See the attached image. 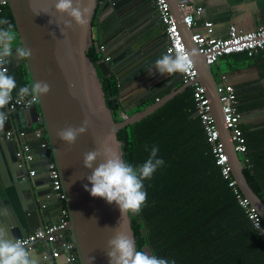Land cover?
I'll use <instances>...</instances> for the list:
<instances>
[{"label": "water", "instance_id": "water-1", "mask_svg": "<svg viewBox=\"0 0 264 264\" xmlns=\"http://www.w3.org/2000/svg\"><path fill=\"white\" fill-rule=\"evenodd\" d=\"M3 1L14 20L19 43L14 50L21 54L19 65H25L33 96L37 99L31 109L11 113L10 117L32 113L37 119L35 123L43 127L42 136L48 145L45 150L35 151L31 144L33 161L20 168L16 158L20 145L15 140L0 141V150L4 154L5 150L9 152V147H12L15 158L12 160L9 154L5 171L12 176V182L15 180L18 188L26 193L30 205L26 209V219L16 220L15 225L22 235L16 236L14 240L40 229L38 208L45 202H51L56 204L59 216L52 224H58L63 211L66 212V236L74 244L79 264H137L135 236L124 198L123 153L117 134L150 116L189 87L182 85L142 111L115 122L111 111L112 102L106 99L99 77H110L111 72H115L113 61L94 64L89 57L93 49L99 53L98 44L92 40V22L100 0ZM178 1L167 0V3L194 63L196 82L205 89L210 101L211 115L219 141L224 146L228 166L240 192L249 200L264 225V203L249 186L243 173L241 157L235 151L229 130L224 126L212 67L207 65L205 57L199 54L191 42L192 33L183 25ZM118 8L117 0H110L104 4L102 13L112 10L109 33L118 42L122 41L120 50L129 54V49L124 50L122 46H127L123 40L130 27L128 20L118 13ZM136 14H133L134 17ZM139 24L142 25L143 21H138L136 26ZM12 50L9 39L5 38L0 47V57ZM18 95H25L24 90ZM2 98L5 104L4 91ZM4 129L9 130V123L4 125ZM26 132L29 134L31 131ZM48 151L59 173L63 202L57 201L51 190L47 197L40 198L33 187L35 176H29L36 156L46 155ZM42 163L46 171L49 161L44 159ZM27 228L29 231L23 233ZM42 262L53 263L50 259H42ZM19 264L28 263L25 260Z\"/></svg>", "mask_w": 264, "mask_h": 264}, {"label": "trees", "instance_id": "trees-1", "mask_svg": "<svg viewBox=\"0 0 264 264\" xmlns=\"http://www.w3.org/2000/svg\"><path fill=\"white\" fill-rule=\"evenodd\" d=\"M106 2L100 0L97 8L92 40L98 50L104 46V55L109 57L102 38L109 34L113 16L100 20ZM0 38H8L12 46L19 45L7 6L0 10ZM89 57L96 64L103 54L93 49ZM115 74L99 77L106 99L112 102L114 121L121 122L124 107L118 100ZM3 82L11 95H17L19 86L26 98L34 94L24 64L6 70ZM181 86L180 78L169 90L156 94L129 115ZM257 93L256 89L250 94L248 91L250 101H255L243 106V97L235 89L239 113L263 106V101L253 96ZM37 128L43 130L41 125ZM241 130L246 146L243 158L247 161L243 173L264 203V125L241 126ZM117 138L123 153L124 198L135 236L137 264H264V241L216 165L212 145L197 116L192 88L142 121L120 130ZM45 159L53 162L49 151Z\"/></svg>", "mask_w": 264, "mask_h": 264}, {"label": "crops", "instance_id": "crops-1", "mask_svg": "<svg viewBox=\"0 0 264 264\" xmlns=\"http://www.w3.org/2000/svg\"><path fill=\"white\" fill-rule=\"evenodd\" d=\"M193 1L197 6L204 9L202 17L197 19L198 24L204 21L212 23L213 36L216 38L226 37L230 26H236L243 32L255 31L264 26V0ZM117 3L119 4L118 13L126 21H129L127 23L130 28L123 40L126 41L127 46H122L124 50L129 49V54H124L120 50L122 41L118 42L111 37L110 33L102 39L106 41L107 55L113 61V69L119 82L118 100L124 107V114L128 116L130 112L147 103L156 94L169 90L180 79V75L175 61L165 55L164 33L155 9L154 0H117ZM111 12V9L106 10L105 13L101 14L100 20H108L112 16ZM135 12H137L136 17L133 15ZM140 20L143 21V24L136 26ZM0 42H4V39L0 38ZM15 47L17 46H12V52H4V62L0 64V68L4 67L10 70L13 65L16 64L15 67L19 65L21 54L14 50ZM212 72L217 83L224 76L226 82L240 92L243 97L240 104L243 106L255 101L254 99L250 101L251 89L258 90V93L253 96H258L257 98L263 101V106L243 112L240 124L246 127L264 125V53L253 57L231 55L221 58L212 67ZM2 90L6 96L11 95L8 87L3 82V74L0 73V111L5 109ZM22 90L23 87L19 86L16 91L17 95L18 93L21 94ZM35 121L37 119L32 113H29V115L22 113L12 115L8 122V131L29 130L32 132L39 125ZM8 131H5L4 125L0 127V141ZM14 140L17 141L16 143L20 145V148L25 143L19 138H14ZM31 141L32 136H28L26 142L31 144ZM9 152L5 150L4 154L0 150V247L13 242L14 238L21 234L15 225L17 224L16 220L18 218L25 220L28 215L26 209L29 208L26 193L18 188L19 186L15 183V180L12 182V176L8 174V171H5L9 154L12 155V160L15 158L12 147H9ZM42 162L43 160L39 155L36 156V161L33 163V169L37 174L33 187L40 198L47 197L51 190L46 177L45 166ZM1 169H3V172H1ZM25 204L26 208H24ZM38 210L40 229L54 225L52 223H55L59 217L57 215L58 208L54 203L45 202L42 207L39 206ZM21 212L22 215L20 216ZM28 231L27 228V230H23V233ZM45 250V246L37 245L29 259H27V263L53 264L42 262V254Z\"/></svg>", "mask_w": 264, "mask_h": 264}, {"label": "built area", "instance_id": "built-area-1", "mask_svg": "<svg viewBox=\"0 0 264 264\" xmlns=\"http://www.w3.org/2000/svg\"><path fill=\"white\" fill-rule=\"evenodd\" d=\"M178 4V11L182 16L183 25L192 33L191 42L197 47L199 54L205 57V61L210 67H213L221 58L227 56L246 54L248 57H253L264 53V26L251 32H243L236 26H230L226 37L216 38L213 36L212 23L204 21L198 24L197 22V19L203 15L204 9L202 7L197 6L193 0H179ZM154 5L163 28L165 55L175 61L182 85L192 88L197 116L202 123L208 142L212 145L216 165L220 167L222 177L228 181L229 188L232 189L253 228L264 241V225L262 220L251 206L249 200L242 195L232 176L224 146L219 141V134L211 115L210 101L206 96L205 89L196 82L197 75L194 63L189 57L181 32L171 14L167 0H154ZM6 6V2L0 0V10ZM2 46L3 42H0V47ZM99 52L103 54L101 62L109 63L110 58L104 55L106 48L101 46ZM3 62L4 57H0V64ZM6 70L3 67L0 73L3 74ZM217 92L222 105L224 126L229 130L235 151L241 157L243 165H245L247 161L243 158V155L246 151V146L240 126L242 114L237 110L238 102L235 89L226 82V77L222 76L220 82L217 83ZM36 102L37 99L34 96L30 98H26L24 95L6 96L5 109L0 111V127L9 122L11 113L29 110ZM120 117L124 120L127 116L121 113ZM42 134L43 130L37 128L29 134L22 130H10L3 135V139L6 141L14 140V138L25 141L16 155L20 168L33 161L34 156L30 153L31 144L34 145V150L36 151L48 148L47 141L43 138ZM28 136H32L31 144L26 142ZM40 158L44 160L45 155L41 154ZM29 176H36V171L34 169L30 170ZM46 177L50 182L51 194L57 201L63 202L64 195L62 193L60 177L53 162H49L47 165ZM67 227V215L63 211L58 224L38 229L34 233L0 247V264H18L29 259L39 244L46 247L45 252L42 254L44 260L50 259L53 261V264H79L74 244L66 236Z\"/></svg>", "mask_w": 264, "mask_h": 264}, {"label": "flooded vegetation", "instance_id": "flooded-vegetation-1", "mask_svg": "<svg viewBox=\"0 0 264 264\" xmlns=\"http://www.w3.org/2000/svg\"><path fill=\"white\" fill-rule=\"evenodd\" d=\"M156 9V8H155Z\"/></svg>", "mask_w": 264, "mask_h": 264}]
</instances>
